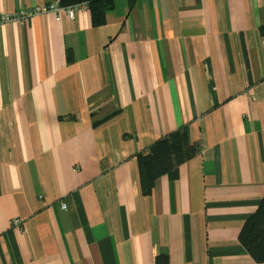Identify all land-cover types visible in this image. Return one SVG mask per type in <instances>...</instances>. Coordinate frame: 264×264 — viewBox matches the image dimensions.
<instances>
[{"label": "crops", "instance_id": "crops-1", "mask_svg": "<svg viewBox=\"0 0 264 264\" xmlns=\"http://www.w3.org/2000/svg\"><path fill=\"white\" fill-rule=\"evenodd\" d=\"M262 26L264 0L0 24V264H264L239 240L264 195ZM185 125L200 153L143 195L135 155Z\"/></svg>", "mask_w": 264, "mask_h": 264}, {"label": "trees", "instance_id": "trees-1", "mask_svg": "<svg viewBox=\"0 0 264 264\" xmlns=\"http://www.w3.org/2000/svg\"><path fill=\"white\" fill-rule=\"evenodd\" d=\"M56 1L62 8L70 6L79 8L86 5L91 14L92 25L95 27L104 25L107 22V14L115 7V0ZM136 1L128 0L129 6L132 7ZM260 30L264 35V26ZM117 112L114 111L102 119L95 120L94 125L101 124ZM200 151L201 145L191 141L189 128L185 125L162 136L150 144L147 149L137 153L135 159L139 171L141 193L145 196L151 195L156 180L161 176L166 175L172 180L177 179L180 165L195 157ZM239 240L256 262L264 263V195L257 209L246 219L240 231ZM155 264H170L169 253L166 250L161 251L155 258Z\"/></svg>", "mask_w": 264, "mask_h": 264}, {"label": "built area", "instance_id": "built-area-1", "mask_svg": "<svg viewBox=\"0 0 264 264\" xmlns=\"http://www.w3.org/2000/svg\"><path fill=\"white\" fill-rule=\"evenodd\" d=\"M77 7L78 6H70V7L62 8L59 6L57 1L51 4H38L32 10H19L13 12L0 13V24L7 23L11 20H21L24 18L31 17L32 15L45 14L50 12H60L62 10L67 12L71 18H75ZM63 206H66V204L63 203ZM19 222L20 220L16 218L12 220L11 223L17 224Z\"/></svg>", "mask_w": 264, "mask_h": 264}]
</instances>
